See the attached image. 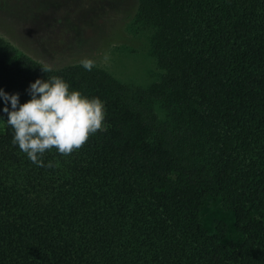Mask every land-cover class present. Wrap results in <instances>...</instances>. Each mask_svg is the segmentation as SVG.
<instances>
[{
	"label": "trees",
	"instance_id": "1",
	"mask_svg": "<svg viewBox=\"0 0 264 264\" xmlns=\"http://www.w3.org/2000/svg\"><path fill=\"white\" fill-rule=\"evenodd\" d=\"M135 22L162 70L144 89L81 64L44 72L0 38V89L22 104L62 77L105 102L106 126L41 167L0 98V264H264V0H137ZM206 196L234 239L200 224Z\"/></svg>",
	"mask_w": 264,
	"mask_h": 264
},
{
	"label": "rangeland",
	"instance_id": "2",
	"mask_svg": "<svg viewBox=\"0 0 264 264\" xmlns=\"http://www.w3.org/2000/svg\"><path fill=\"white\" fill-rule=\"evenodd\" d=\"M136 10L137 0H0V38L44 66L90 59L130 89H144L162 70L149 53V28L135 22ZM151 106L164 120L161 106ZM198 220L207 232L221 221L223 240L235 238L233 214L218 198L203 199Z\"/></svg>",
	"mask_w": 264,
	"mask_h": 264
},
{
	"label": "clouds",
	"instance_id": "3",
	"mask_svg": "<svg viewBox=\"0 0 264 264\" xmlns=\"http://www.w3.org/2000/svg\"><path fill=\"white\" fill-rule=\"evenodd\" d=\"M81 66L91 71L94 61L84 59ZM52 71L50 66L42 68ZM30 99L19 103V94H8L0 89L5 106L7 124L14 130L12 143L41 167H55L50 161L44 164L42 157L55 149L68 156L81 149L98 131H106L105 102L99 97H88L71 89L59 76L42 80L37 78L27 89Z\"/></svg>",
	"mask_w": 264,
	"mask_h": 264
}]
</instances>
